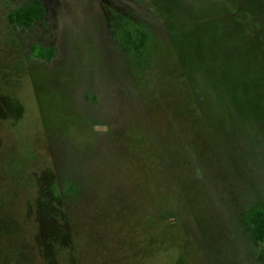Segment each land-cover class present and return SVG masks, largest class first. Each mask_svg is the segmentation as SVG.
Listing matches in <instances>:
<instances>
[{
    "label": "rangeland",
    "instance_id": "1",
    "mask_svg": "<svg viewBox=\"0 0 264 264\" xmlns=\"http://www.w3.org/2000/svg\"><path fill=\"white\" fill-rule=\"evenodd\" d=\"M28 1L0 0V264H264V0H42L13 27Z\"/></svg>",
    "mask_w": 264,
    "mask_h": 264
},
{
    "label": "trees",
    "instance_id": "2",
    "mask_svg": "<svg viewBox=\"0 0 264 264\" xmlns=\"http://www.w3.org/2000/svg\"><path fill=\"white\" fill-rule=\"evenodd\" d=\"M46 8L42 0H30L24 5L12 8L7 15L8 22L13 27L31 28L36 22L44 19ZM150 38L149 32L144 26H135L129 28L124 25L121 37V48L124 52H134L137 55L143 54L147 42ZM34 55L37 58L50 59L53 55V49L34 47ZM253 239L258 242H264V209H255L251 216Z\"/></svg>",
    "mask_w": 264,
    "mask_h": 264
}]
</instances>
